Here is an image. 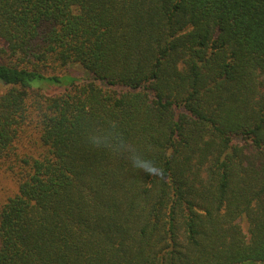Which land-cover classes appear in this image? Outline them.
<instances>
[{
    "label": "trees",
    "instance_id": "1",
    "mask_svg": "<svg viewBox=\"0 0 264 264\" xmlns=\"http://www.w3.org/2000/svg\"><path fill=\"white\" fill-rule=\"evenodd\" d=\"M0 39V264L264 263V0H0Z\"/></svg>",
    "mask_w": 264,
    "mask_h": 264
},
{
    "label": "clouds",
    "instance_id": "2",
    "mask_svg": "<svg viewBox=\"0 0 264 264\" xmlns=\"http://www.w3.org/2000/svg\"><path fill=\"white\" fill-rule=\"evenodd\" d=\"M86 140L90 147L108 150L113 155H126L136 169L148 174L159 172V167L156 163L144 158L134 145L125 140L116 121L108 122L105 128H97L90 131Z\"/></svg>",
    "mask_w": 264,
    "mask_h": 264
},
{
    "label": "rangeland",
    "instance_id": "3",
    "mask_svg": "<svg viewBox=\"0 0 264 264\" xmlns=\"http://www.w3.org/2000/svg\"><path fill=\"white\" fill-rule=\"evenodd\" d=\"M2 41L0 39V45H2ZM4 58L0 54V62H3ZM70 75L64 76L61 81H53V80H45L47 81V85L44 86L42 83L43 80L36 79L33 82L34 86L42 87L46 91L53 92L62 89L67 83L71 82L72 80L81 78L78 76L80 67L78 65L71 66L69 69ZM77 74V75H76ZM17 180L15 176L11 173L9 169L4 164H0V208L6 202V200L14 195L17 191ZM242 264H264L260 262H246Z\"/></svg>",
    "mask_w": 264,
    "mask_h": 264
}]
</instances>
